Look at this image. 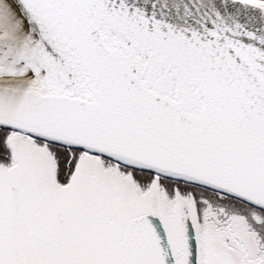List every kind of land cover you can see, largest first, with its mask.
Listing matches in <instances>:
<instances>
[{
  "label": "snow or ice",
  "instance_id": "obj_1",
  "mask_svg": "<svg viewBox=\"0 0 264 264\" xmlns=\"http://www.w3.org/2000/svg\"><path fill=\"white\" fill-rule=\"evenodd\" d=\"M0 264H264V0H0Z\"/></svg>",
  "mask_w": 264,
  "mask_h": 264
}]
</instances>
